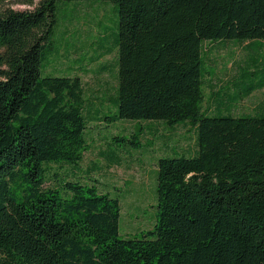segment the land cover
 Listing matches in <instances>:
<instances>
[{
  "label": "trees",
  "instance_id": "1",
  "mask_svg": "<svg viewBox=\"0 0 264 264\" xmlns=\"http://www.w3.org/2000/svg\"><path fill=\"white\" fill-rule=\"evenodd\" d=\"M98 1L118 18L113 46L98 48L100 59L117 54L101 71L116 70L110 117L74 71L47 73L64 8ZM230 40L264 41V0H40L1 13L0 264H264V107H236L264 89V77L254 80L264 70L249 61L229 86L214 85L206 44ZM106 119L195 129L193 151L157 162L158 220L142 237L120 238L118 196L76 175L90 122ZM141 135L110 138L113 165Z\"/></svg>",
  "mask_w": 264,
  "mask_h": 264
},
{
  "label": "rangeland",
  "instance_id": "2",
  "mask_svg": "<svg viewBox=\"0 0 264 264\" xmlns=\"http://www.w3.org/2000/svg\"><path fill=\"white\" fill-rule=\"evenodd\" d=\"M39 2L11 0L0 6V14L9 9L32 12ZM63 13L55 32L56 45L61 49L60 58L47 68V73L63 77L74 71L72 76L82 80L85 97L91 100L95 109H100L103 115L110 117L117 111L109 101L114 97L117 86L116 70L101 71L115 66L117 54L114 52L100 59L98 48L101 41L109 47L113 46L114 34L118 31L114 6L101 1L70 3ZM103 28L108 36L106 40L100 39L104 35ZM206 45L210 50L207 68L215 73L216 86H229L240 68L249 61L253 70H264V41L230 40ZM257 74L254 79L256 83L264 77V71ZM204 92L202 111L211 113L214 107L213 92L209 87H204ZM261 106L264 107V89L254 92L248 100L236 105L238 113L245 115H253ZM108 121L90 122L86 137L89 149L81 163L82 171L75 174L78 177L89 174L100 182L97 184L99 188H106L114 198L118 196L122 207L120 238L142 237L143 233L154 229L158 220L157 162L160 158L174 156L172 151H193L195 129L188 123L172 129L164 122L122 120L111 126ZM138 131L142 133L141 146L137 149L129 146L124 148L129 154H123L122 162L113 165L107 156L113 149L110 138L115 135L131 138ZM64 170L72 172L69 166Z\"/></svg>",
  "mask_w": 264,
  "mask_h": 264
}]
</instances>
